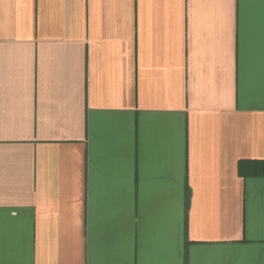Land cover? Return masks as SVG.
Instances as JSON below:
<instances>
[{
  "label": "crops",
  "instance_id": "crops-1",
  "mask_svg": "<svg viewBox=\"0 0 264 264\" xmlns=\"http://www.w3.org/2000/svg\"><path fill=\"white\" fill-rule=\"evenodd\" d=\"M0 264H264V0H0Z\"/></svg>",
  "mask_w": 264,
  "mask_h": 264
},
{
  "label": "trees",
  "instance_id": "trees-1",
  "mask_svg": "<svg viewBox=\"0 0 264 264\" xmlns=\"http://www.w3.org/2000/svg\"><path fill=\"white\" fill-rule=\"evenodd\" d=\"M239 169H241V173H242V167H239Z\"/></svg>",
  "mask_w": 264,
  "mask_h": 264
}]
</instances>
